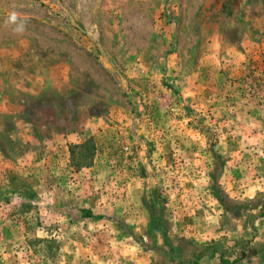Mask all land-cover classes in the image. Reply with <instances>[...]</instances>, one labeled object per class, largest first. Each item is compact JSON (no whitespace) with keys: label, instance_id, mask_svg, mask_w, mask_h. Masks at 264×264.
Here are the masks:
<instances>
[{"label":"rangeland","instance_id":"rangeland-1","mask_svg":"<svg viewBox=\"0 0 264 264\" xmlns=\"http://www.w3.org/2000/svg\"><path fill=\"white\" fill-rule=\"evenodd\" d=\"M204 248L264 264V0H0V264Z\"/></svg>","mask_w":264,"mask_h":264},{"label":"trees","instance_id":"trees-1","mask_svg":"<svg viewBox=\"0 0 264 264\" xmlns=\"http://www.w3.org/2000/svg\"><path fill=\"white\" fill-rule=\"evenodd\" d=\"M84 150H87V147L84 148ZM90 155H91L90 153H88V154H83V155H82V158L87 159V158H89ZM90 158H91V157H90ZM85 216H86V217H91V216H94V215H93L90 211H85ZM204 250H205V248L202 249V250H200V251L197 252V253H194V254H193L192 261H191L190 264H196V261H198L199 259H201V258L203 257V252H202V251H204ZM194 257H195V258H194ZM237 260H238V259H237ZM219 264H229V263H228L227 261H225L224 259L220 258Z\"/></svg>","mask_w":264,"mask_h":264},{"label":"clouds","instance_id":"clouds-1","mask_svg":"<svg viewBox=\"0 0 264 264\" xmlns=\"http://www.w3.org/2000/svg\"><path fill=\"white\" fill-rule=\"evenodd\" d=\"M8 23L15 25V28L13 29L14 32L22 33L25 30V22L19 20L17 14L13 12L9 18Z\"/></svg>","mask_w":264,"mask_h":264}]
</instances>
